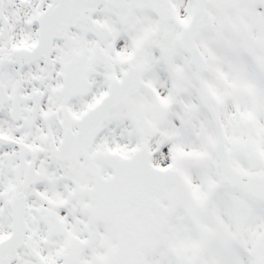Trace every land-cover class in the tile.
Listing matches in <instances>:
<instances>
[{
    "label": "snow or ice",
    "instance_id": "6c2138e0",
    "mask_svg": "<svg viewBox=\"0 0 264 264\" xmlns=\"http://www.w3.org/2000/svg\"><path fill=\"white\" fill-rule=\"evenodd\" d=\"M0 264H264V0H0Z\"/></svg>",
    "mask_w": 264,
    "mask_h": 264
}]
</instances>
